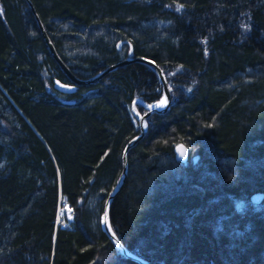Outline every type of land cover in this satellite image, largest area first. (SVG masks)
<instances>
[{"label": "trees", "instance_id": "trees-1", "mask_svg": "<svg viewBox=\"0 0 264 264\" xmlns=\"http://www.w3.org/2000/svg\"><path fill=\"white\" fill-rule=\"evenodd\" d=\"M30 1L78 77L131 46L169 85L110 205L121 243L159 264H264V0ZM54 78L70 83L26 0H0V264H140L101 216L162 85L141 62L73 93Z\"/></svg>", "mask_w": 264, "mask_h": 264}, {"label": "water", "instance_id": "water-1", "mask_svg": "<svg viewBox=\"0 0 264 264\" xmlns=\"http://www.w3.org/2000/svg\"><path fill=\"white\" fill-rule=\"evenodd\" d=\"M29 8L31 9V12L33 13L36 23L40 29V34L42 36V38L44 39V41L46 42L49 51L52 55V57L56 60V62L60 65V67L63 69L64 73L69 77L71 83H64L62 81H60L57 78H54V88L60 92L63 93H72L75 91L76 85H82V84H87V83H92L100 78H102L104 75H106L108 72L115 70L125 64H128L130 62H141V63H145L148 66H150L155 73L158 75L161 84L163 86V96L161 97V99L152 104V105H145V107L147 108V111L144 114H139L136 113V118L138 119L139 122V128H140V132L135 135L132 139H130L127 144L124 147L123 153H122V170L121 173L115 183V186L113 187V189L111 190V192L109 193L105 204H104V208H103V214H102V222H103V230L105 231V233L109 236V238L113 241V243L118 247V249L121 251V253L128 257L131 260H134L140 264H159V263H155L153 261L147 260L143 257H140L136 254H134L131 250H129L127 247H125L121 241L119 240V238L117 237V235L115 234V232L112 229L111 223H110V219H109V209H110V205L111 202L114 198V196L116 195V193L119 191V189L121 188V186L123 185V183L125 182V178L127 176V171H128V160H127V155H128V150L139 140L141 139V137L145 134L146 132V121L147 118L155 113V112H164L166 111V109L168 108L170 101H171V95H170V88L169 85L167 83V80L165 78V75L162 71V69L151 59L149 58H145V57H137L133 55V51H132V47L130 46V50H129V55L122 59L121 61L109 65L103 69H101L99 72H97L96 74H94L93 76L89 77V78H78L76 77L70 70L69 68L63 63V61L61 60V58L59 57L55 46L53 45V42L51 41V39L49 38V36L47 35V32L42 24V22L39 19V16L37 15L32 2L30 0H26ZM123 41L118 43V46H121ZM163 102V103H162ZM151 106V107H149ZM175 158L178 161L184 162L187 160L188 158V151H187V147L183 144H178L175 149ZM194 160H196L197 158L194 157ZM263 198V193L262 192H256L254 194L251 195L250 199L253 203H260L262 201Z\"/></svg>", "mask_w": 264, "mask_h": 264}, {"label": "rangeland", "instance_id": "rangeland-1", "mask_svg": "<svg viewBox=\"0 0 264 264\" xmlns=\"http://www.w3.org/2000/svg\"><path fill=\"white\" fill-rule=\"evenodd\" d=\"M64 215H66L69 221L72 220L70 209L67 206H64L63 208L60 207L59 216L62 218Z\"/></svg>", "mask_w": 264, "mask_h": 264}, {"label": "bare ground", "instance_id": "bare-ground-1", "mask_svg": "<svg viewBox=\"0 0 264 264\" xmlns=\"http://www.w3.org/2000/svg\"><path fill=\"white\" fill-rule=\"evenodd\" d=\"M74 74V73H73ZM75 75V74H74ZM157 75V74H156ZM76 77H78L77 75H75ZM157 77H158V75H157ZM69 78V77H68ZM78 78H81V77H78ZM89 78V77H88ZM82 79H84V78H82ZM158 79H159V77H158ZM159 81H160V79H159ZM64 83H66V82H64ZM70 83H71V81H70ZM160 83H161V81H160ZM53 85H54V79H53ZM162 85V84H161ZM77 86V85H76ZM54 87V86H53ZM76 89V88H75ZM162 89H163V86H162ZM58 91V90H57ZM60 92V91H59ZM61 93H63V92H61ZM73 93V92H72ZM162 96H163V93H162ZM159 101V100H158ZM157 101V102H158ZM144 103V102H143ZM154 103H156V102H154ZM154 103H152V104H154ZM145 105H152V104H147V103H144ZM256 193V192H255ZM263 193V192H262ZM252 194H254V193H252ZM251 194V195H252ZM251 195H250V197H251ZM263 199H264V193H263V198H262V201H263ZM250 201H251V199H250ZM252 202V201H251ZM253 203V202H252ZM254 204H258V203H254ZM101 226H102V228H103V222H102V216H101ZM109 237V236H108ZM113 242V241H112ZM148 260V259H147ZM154 262V261H153ZM155 263H157V262H155Z\"/></svg>", "mask_w": 264, "mask_h": 264}, {"label": "snow or ice", "instance_id": "snow-or-ice-1", "mask_svg": "<svg viewBox=\"0 0 264 264\" xmlns=\"http://www.w3.org/2000/svg\"><path fill=\"white\" fill-rule=\"evenodd\" d=\"M163 103V102H162ZM149 107H151V106H149Z\"/></svg>", "mask_w": 264, "mask_h": 264}]
</instances>
